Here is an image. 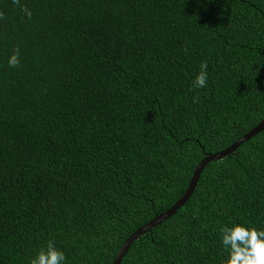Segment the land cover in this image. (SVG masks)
Returning <instances> with one entry per match:
<instances>
[{"label": "trees", "instance_id": "trees-1", "mask_svg": "<svg viewBox=\"0 0 264 264\" xmlns=\"http://www.w3.org/2000/svg\"><path fill=\"white\" fill-rule=\"evenodd\" d=\"M0 12V264H29L49 240L66 264H111L204 157L264 116V0H0ZM237 223L264 229V129L206 163L119 264H225L221 228Z\"/></svg>", "mask_w": 264, "mask_h": 264}, {"label": "clouds", "instance_id": "clouds-1", "mask_svg": "<svg viewBox=\"0 0 264 264\" xmlns=\"http://www.w3.org/2000/svg\"><path fill=\"white\" fill-rule=\"evenodd\" d=\"M13 4H20V0H12ZM24 14L31 18L32 12L21 5ZM4 13L0 12V19ZM7 64L15 68L20 64L19 49L13 51L9 56ZM208 65L206 61L200 64V70L195 76L193 87L205 88L208 83ZM198 97H193L196 103ZM221 244L228 253L225 264H264V229H258L243 224H233L221 228ZM29 264H66L64 252L57 248L54 241L49 240L46 246L40 249L37 254L30 259Z\"/></svg>", "mask_w": 264, "mask_h": 264}, {"label": "water", "instance_id": "water-1", "mask_svg": "<svg viewBox=\"0 0 264 264\" xmlns=\"http://www.w3.org/2000/svg\"><path fill=\"white\" fill-rule=\"evenodd\" d=\"M263 129H264V116L256 126H254L252 129H250L244 135L239 137L230 146H228L227 148H225L221 151L209 154L208 156L204 157L196 165V167H195V169L191 175V178L189 180L188 186H187L185 192L181 195V197L178 198L175 201V203L173 205H171L168 209H166L165 211H163L159 214H156L152 219H150L148 222L144 223L142 226L137 228L133 233H131L123 241V243L120 245V247H119V249L115 255V258L111 264H119L122 257L124 256L125 252L127 251L130 243L134 239H136L139 235L144 234L146 231H148L150 228H152L156 224L162 222L163 220H165L166 218L171 216L174 212H176V210L178 208H180L188 200V198L190 197V195L194 191V188H195L196 182L198 180V177L200 175V172L206 163H208L209 161H212V160H218L220 158H223L225 155H227L228 153L235 150L241 143L248 140L250 137H252L253 135H255L256 133L260 132Z\"/></svg>", "mask_w": 264, "mask_h": 264}]
</instances>
